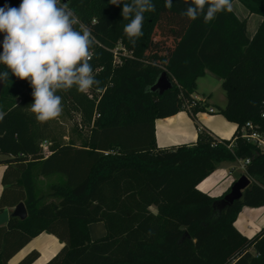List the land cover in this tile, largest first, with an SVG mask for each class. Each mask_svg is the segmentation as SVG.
<instances>
[{
  "label": "trees",
  "instance_id": "trees-1",
  "mask_svg": "<svg viewBox=\"0 0 264 264\" xmlns=\"http://www.w3.org/2000/svg\"><path fill=\"white\" fill-rule=\"evenodd\" d=\"M237 1L262 18L252 38L248 21L232 10L205 24L203 17L181 15L184 0H173L171 9L152 0L156 11L144 14L135 45L123 34L122 5L66 2L95 38L91 63L102 91L57 93L90 128L77 145L52 138L37 122L28 81L11 73L3 80L0 164L8 167L0 214L23 203L27 218L0 227V264H10L42 234L64 245L47 264H264V227L249 239L235 226L243 209L264 208V153L243 138L248 124L264 131V0ZM19 3L0 0V7ZM207 72L222 81L227 105L218 113L237 126L232 139L196 125L195 144L159 149L155 121L185 111ZM162 75L171 87L160 94L154 87ZM203 110L196 105L187 113L196 122ZM47 139L50 153L43 157ZM237 160H250L244 176L251 185L241 200L223 207L228 194L212 198L197 189ZM36 177L58 181L39 195ZM97 223L106 235L93 241L89 227ZM39 258L34 250L17 264Z\"/></svg>",
  "mask_w": 264,
  "mask_h": 264
},
{
  "label": "clouds",
  "instance_id": "clouds-1",
  "mask_svg": "<svg viewBox=\"0 0 264 264\" xmlns=\"http://www.w3.org/2000/svg\"><path fill=\"white\" fill-rule=\"evenodd\" d=\"M187 7L181 13L191 21L203 17L205 24L217 14L232 10L231 0H184ZM122 5L121 15L128 21L123 34L130 43L143 36L144 14L155 12L152 0H109ZM173 0H165L171 9ZM97 21L93 20V23ZM79 25V29H77ZM0 80L9 73L29 82L32 88L30 111L39 123L58 119L63 112V98L58 92L75 88L88 94L102 91L96 79L93 60L95 38L89 27L77 16L75 9L61 0H20L18 6L0 7ZM3 119V113H0Z\"/></svg>",
  "mask_w": 264,
  "mask_h": 264
},
{
  "label": "crops",
  "instance_id": "crops-1",
  "mask_svg": "<svg viewBox=\"0 0 264 264\" xmlns=\"http://www.w3.org/2000/svg\"><path fill=\"white\" fill-rule=\"evenodd\" d=\"M237 0H234L232 3V11L233 13L240 19V20H247L249 21L251 16L245 7L241 5L238 1V6L236 10H233L234 3ZM243 8L245 10H243ZM238 12V13H237ZM245 18V19H244ZM261 18V17H260ZM261 20L258 21V27ZM258 27L254 31L256 33ZM254 34H249V38H252ZM3 39V34H0V41ZM211 74L209 72L206 75ZM205 75V76H206ZM213 75V74H212ZM194 98L202 101V107L204 110L197 114L196 122H194L189 114L185 111H181L177 115L166 118V119H159L155 121V138H156V145L159 149H166L172 148L182 145H193L197 141L198 130L197 126L199 125L200 128H205L211 134H213L219 140L230 141L235 134L237 126L233 123L228 122L222 115L218 113L219 109L213 107L212 104H208V102L203 99L201 100L196 93L193 95ZM225 108V107H224ZM213 109L214 114L209 113V110ZM223 109V108H220ZM4 157L0 156V161L4 160ZM237 163V162H236ZM231 163H224L222 164L210 177L204 180L197 189L204 194L209 195L212 198H218L222 196L227 190H229L235 182V178L233 177L234 173L231 171V168L227 167ZM238 165V163H237ZM239 166V165H238ZM7 165L0 164V198L5 190V186L3 185V177L7 170ZM240 167V166H239ZM242 170V169H241ZM242 174L244 176V171L242 170ZM203 188H200V187ZM231 190V189H230ZM12 210V209H9ZM246 210L247 213L253 214L256 213L255 219L249 220L251 217L245 216L242 220V227L241 229L237 227V222L235 223L236 228L238 231L245 237L251 239L257 233H259L262 228L264 227V208L262 209H243ZM152 211H155L152 209ZM258 213V214H257ZM249 222V224H248ZM239 224V223H238ZM242 228L244 230L242 231ZM90 236L93 241L98 240L106 235V229L103 223L93 224L89 227ZM63 244H61L57 238L52 235L42 234L29 245H27L12 261L10 264H17L21 261L27 254L36 250L40 253V258L34 264H47L53 257L58 254V252L63 248Z\"/></svg>",
  "mask_w": 264,
  "mask_h": 264
},
{
  "label": "rangeland",
  "instance_id": "rangeland-1",
  "mask_svg": "<svg viewBox=\"0 0 264 264\" xmlns=\"http://www.w3.org/2000/svg\"><path fill=\"white\" fill-rule=\"evenodd\" d=\"M234 4L235 5L233 6L234 8L233 10H236L235 6L237 7L239 3L236 1ZM243 10L245 9L243 8ZM245 12L247 11L245 10ZM247 14L248 12L246 13L245 18L247 17ZM259 20H261L260 16H257V15L251 16L250 20L248 21L249 34L251 35L254 34V31L258 27L257 23ZM196 95L201 100L205 99L208 102V104H212L213 107H215L216 109L224 108L227 105L226 94L224 90L222 89V81L220 78L212 74H208L205 77L200 78L197 81ZM41 125L45 127V129L51 135L52 138L60 141L61 143H68L69 140H73L74 142H76L77 145H79L81 142V139L87 138L90 134L89 133L90 128L83 123L81 114L79 112L74 111L71 105L68 103H65L64 101H63V112L61 116L58 119L50 120L47 123H41ZM45 141H47L50 144L52 143L51 139H47ZM49 153L50 152L44 154L43 150L41 149V155L43 157L48 156ZM228 167H230L231 171H233L234 173L233 177L235 178L236 181H238L243 176L242 170L237 165L236 162L227 165L226 168ZM57 181H58V178L56 177H53V178L36 177V184H37L39 195H46L49 192V186ZM235 182H233V184ZM230 189L227 190V192H225L222 196L229 194ZM246 215L247 217H250L251 215L249 220H253L255 219L256 213H254L253 215V214L247 213L246 210L245 211L243 210L239 214L237 221H236L238 228L241 229L242 220L245 218ZM243 230L244 228H242V231Z\"/></svg>",
  "mask_w": 264,
  "mask_h": 264
},
{
  "label": "water",
  "instance_id": "water-1",
  "mask_svg": "<svg viewBox=\"0 0 264 264\" xmlns=\"http://www.w3.org/2000/svg\"><path fill=\"white\" fill-rule=\"evenodd\" d=\"M63 3L68 0H61ZM171 87L170 83L166 80L165 75H162L155 84V91L162 94L165 90ZM3 89V81L0 80V94ZM251 185V180L247 176H242L231 187L230 193L225 196L223 201V207L233 204L235 201H239L243 197L244 191ZM27 218V210L23 203L18 204L12 210L5 209L0 214V227L6 226L11 219H19L21 221Z\"/></svg>",
  "mask_w": 264,
  "mask_h": 264
},
{
  "label": "built area",
  "instance_id": "built-area-1",
  "mask_svg": "<svg viewBox=\"0 0 264 264\" xmlns=\"http://www.w3.org/2000/svg\"><path fill=\"white\" fill-rule=\"evenodd\" d=\"M114 54H115V57L117 60V54L116 53H114ZM124 54H126L125 51H124ZM117 62H118V60H117ZM201 103H202V101H200L194 97L192 98L191 101L185 100L184 101L185 112L191 111V109L193 107H195L196 105H202ZM209 113L214 114V110L210 109ZM262 119L264 120V114L262 115ZM246 129H247V132L244 133L243 138L246 140V142L254 145L258 150H260L261 153H264V131H262V132L259 131L252 124H248ZM50 146H51V144L48 143L47 141L43 142L40 145L44 154L49 152ZM105 155H108V153H105ZM237 163L245 173L246 166L248 164H250V160H237Z\"/></svg>",
  "mask_w": 264,
  "mask_h": 264
},
{
  "label": "bare ground",
  "instance_id": "bare-ground-1",
  "mask_svg": "<svg viewBox=\"0 0 264 264\" xmlns=\"http://www.w3.org/2000/svg\"><path fill=\"white\" fill-rule=\"evenodd\" d=\"M200 188H203L202 186Z\"/></svg>",
  "mask_w": 264,
  "mask_h": 264
}]
</instances>
